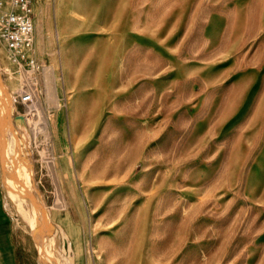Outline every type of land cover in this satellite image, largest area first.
Returning a JSON list of instances; mask_svg holds the SVG:
<instances>
[{
    "label": "rangeland",
    "instance_id": "rangeland-1",
    "mask_svg": "<svg viewBox=\"0 0 264 264\" xmlns=\"http://www.w3.org/2000/svg\"><path fill=\"white\" fill-rule=\"evenodd\" d=\"M30 54L0 36V264H264V0H34Z\"/></svg>",
    "mask_w": 264,
    "mask_h": 264
},
{
    "label": "built area",
    "instance_id": "built-area-1",
    "mask_svg": "<svg viewBox=\"0 0 264 264\" xmlns=\"http://www.w3.org/2000/svg\"><path fill=\"white\" fill-rule=\"evenodd\" d=\"M34 0H1L5 6L0 13V34L5 46L16 61H23L34 71L40 69L39 62L30 54L34 40ZM23 104L31 102V95L21 94Z\"/></svg>",
    "mask_w": 264,
    "mask_h": 264
},
{
    "label": "bare ground",
    "instance_id": "bare-ground-1",
    "mask_svg": "<svg viewBox=\"0 0 264 264\" xmlns=\"http://www.w3.org/2000/svg\"><path fill=\"white\" fill-rule=\"evenodd\" d=\"M1 5V4H0ZM5 6V4H3V5H1V8H2V10H3V7ZM33 17H34V1H33ZM0 36H1V34H0ZM2 38V37H1ZM3 39V38H2ZM34 41V40H33ZM35 58V57H34ZM40 69H41V67H40ZM29 71H31V72H37V71H34V70H32L31 68L29 69ZM27 93H29L30 95H31V102L30 103H27L26 105H29V107L31 106H35V94H34V92L33 91H31V90H29V92H27ZM31 111V110H30ZM16 120V119H15ZM15 123V122H14ZM12 130H13V128H12ZM18 148V147H17ZM8 160V159H7ZM13 169V168H12ZM11 173V172H10ZM10 178V177H9ZM16 178V177H15ZM11 179V178H10ZM17 180V179H16ZM5 181V180H4ZM8 181H9V187L8 188H10V192H12V188H13V186H14V184L13 183H11L12 182V179L11 180H9L8 179ZM11 181V182H10ZM6 182H7V179H6ZM21 182V181H20ZM4 183V182H3ZM17 183V182H16ZM18 185V184H17ZM21 186V185H20ZM15 187H16V185H15ZM16 189V188H15ZM14 190V189H13ZM16 190H18V189H16ZM19 190H21V188L19 189ZM22 191V190H21ZM18 192V191H17ZM16 192V193H17ZM15 193V192H14ZM22 195V194H21Z\"/></svg>",
    "mask_w": 264,
    "mask_h": 264
}]
</instances>
